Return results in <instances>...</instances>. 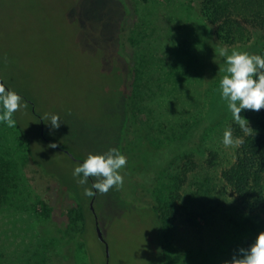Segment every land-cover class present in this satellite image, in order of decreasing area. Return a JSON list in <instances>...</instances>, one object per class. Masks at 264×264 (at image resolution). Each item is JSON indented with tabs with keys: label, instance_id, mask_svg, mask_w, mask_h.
Here are the masks:
<instances>
[{
	"label": "rangeland",
	"instance_id": "1",
	"mask_svg": "<svg viewBox=\"0 0 264 264\" xmlns=\"http://www.w3.org/2000/svg\"><path fill=\"white\" fill-rule=\"evenodd\" d=\"M199 2L0 0V76L34 103L47 140L82 160L80 157L89 153H106L116 144L127 147L135 136L137 142L132 146L147 149L155 157L142 174L159 178L155 201L169 202L173 221L170 219V229L162 234L165 260L161 263L157 223L146 212L154 197L143 187V176L129 167L130 157L124 151L127 163L119 172L126 201L119 203L107 192L100 206L102 216L111 219L106 238L113 252L112 264H224L264 231L263 216L241 210L227 188L222 196L216 193V198L202 206L201 202L191 203L198 191L196 177L203 178L201 168L212 157L211 151L217 155L212 169L218 170L231 159L235 148H226L221 142L227 127L239 125L219 96V81L226 67L220 49L227 47L229 54L233 49L259 54L264 44L263 30L243 43L223 42L214 26L201 17ZM136 19L141 25L129 38L126 34ZM137 45L142 54L137 53L134 61ZM126 56L136 75L145 71L138 83L149 85H141L134 111L146 136L137 137L135 130L126 127L122 139L119 127L108 121L112 116L108 108L113 102L110 94H118ZM50 114L59 115V129L46 125ZM244 117L250 127L256 126L251 117ZM23 123L37 148L51 150L36 133L35 117L23 118ZM16 125L0 124V144L16 142L24 154L27 144ZM186 135L199 141L194 150L172 146L181 145ZM173 156L175 164L162 169L163 157L167 161ZM160 161L164 165L157 166ZM20 164L30 183V196L26 197L27 206L13 200L19 207L17 213L0 210V244H5L0 245V264H89L71 222L66 223L71 230L55 232L70 206L69 200L58 199L56 180L45 176L30 159ZM38 198L45 202L52 198L49 219L44 220L42 210L36 213L41 219L30 215L40 209L35 205ZM46 231L54 235L51 252H47ZM92 246L100 259L97 243Z\"/></svg>",
	"mask_w": 264,
	"mask_h": 264
},
{
	"label": "trees",
	"instance_id": "2",
	"mask_svg": "<svg viewBox=\"0 0 264 264\" xmlns=\"http://www.w3.org/2000/svg\"><path fill=\"white\" fill-rule=\"evenodd\" d=\"M197 8L199 9L201 17L214 26V32L218 38L227 44L243 43L245 40L247 41L251 38L257 30L264 31V0H200ZM132 25L130 32L128 31L126 34L129 38L134 36L136 28L140 26L141 23L136 19ZM138 45L135 46L134 61L136 57H139L138 55H140L139 53L141 52V50H138L137 48ZM259 55H264V44L259 50ZM132 66V63H129L126 56V68L122 75L123 79L121 80V83L118 84V94H110L113 98V102L111 101L110 96H108V100L111 101L108 110H110L109 112L112 111V116L109 117L108 121L112 124L114 122L115 126L113 127H119L118 134L122 133L120 134L122 139L126 127L135 130V134H139L137 137L140 135L146 136L143 128L139 127L140 125L137 124L134 111L136 105L135 99L141 85L144 87L149 84L138 83V81L144 78L141 72L145 73V71L143 69L136 75ZM144 68L148 67L144 66ZM19 94L23 97L25 106L15 112L13 117L17 124L16 126H18V129L20 130L22 140L23 142H26L27 147L26 153L22 154L18 150L16 142L13 144L10 142H2L3 144H0V210L17 213L19 207L15 205L16 203L14 201H23L24 205L27 206L25 201L27 200L26 197L30 196V183L25 180L26 177L20 161L26 163L30 159L33 164L40 168L45 176H51L56 180L58 199L60 201L69 200V209L65 216L60 220L59 227L55 229V232H65L66 230H69L70 228L66 223L71 222L76 230V239L81 241L86 249L89 264H105L106 247L98 237L95 215L90 206V201L93 196L88 197L84 195L85 188H91L92 183L97 178L89 177V181L85 185L78 183V178L74 177L72 173L77 164L82 163V161L79 160L75 154L74 156L76 158H73L63 150L57 147H51L52 143L44 139L40 134L42 117L36 112H33L32 104L29 102L28 99L30 98L27 94ZM241 115L251 117L255 121L256 126L251 127L253 132L249 135H245L239 126L233 127L234 137L242 138L243 142L238 146H235L231 159L227 163L221 164V167L218 170L212 169V166L215 164L214 157L217 155H215L214 151H211L210 156L212 157L205 160L203 167L201 168L203 178L200 179L198 176L196 177L198 180L196 181L195 186L198 188V191L192 197L191 203L194 204L196 202H201L202 206L205 202H209L216 198V193L219 194V196H222L224 188H227L233 194L235 201L241 210L250 214L260 213L264 219V108L259 111L244 110ZM31 117H35L36 119L37 125L35 126H37L36 133L38 137L41 141H45L53 152L42 146L37 148L32 143L28 131L23 126V118L29 119ZM111 117H114L115 121H112ZM179 141L180 140L174 142ZM182 141L181 145H179V142L178 144L174 143L172 146L178 145V148L181 146L180 148H183V150L187 152L194 150L196 144L199 143L197 139L191 138L188 135H186ZM136 142V137L134 136L127 147H123L121 143L114 145L113 148H118L122 154L125 151L129 155V167H131L135 173L143 176V187H146L145 189L148 190L149 195L154 197V200L151 201L150 205L147 207L148 211L146 212H148L157 223L158 237L160 241L159 246L161 247L162 252L161 263H163L165 260L166 246H164L165 243L162 234L165 232V229H170L169 226L171 224V218L169 217L168 211L169 208L167 207V203L169 202L165 205L159 201H155V185H157L159 178L156 176L150 177L148 173L142 174L145 166L148 163L151 164V162H154L155 157L153 154L149 153L147 149L142 151L138 146H132L133 143ZM139 150H141L142 153ZM58 153L60 154L59 156ZM145 154H148V157ZM84 156L80 158L84 160L86 158V156ZM174 158L175 156L166 161L163 157L162 162L165 166L162 169L172 167L175 164ZM164 164L160 161L157 166ZM212 171L215 173L217 171L216 175L213 174ZM108 193L111 194L113 200H116L119 203L126 201L122 196L120 186L111 187ZM105 194L106 193L96 194L95 210L98 215L100 227L106 238L108 225H110L109 223L111 219L102 216L100 212V206L102 200H104ZM39 199L40 198L37 199L35 205H39L40 209H38L37 212L34 211L35 213L32 211L29 213L30 215L33 214L32 216L38 220L41 219V217L36 213H41L42 210V217H44V220L49 219L51 216V207H49L48 203L51 205L52 198L47 200V202ZM129 206L132 211L133 205L129 203ZM46 208L48 210H46ZM135 209L136 208H134V210ZM119 211H121V209ZM174 213L175 211L172 215ZM172 215L171 217H173ZM2 224L6 226V223L2 222ZM3 233L7 234L6 231H3ZM53 236L54 235L50 231L44 233V238L49 241L47 248L52 246L51 241ZM95 242L99 248L100 259H97V255L93 250L92 244ZM15 244H17V242ZM0 245L5 246V244ZM16 248L19 249V246L16 245ZM50 250H54V245L47 249V252H51ZM2 253H5V251L2 250ZM110 253V264H112L111 259L113 252L111 251Z\"/></svg>",
	"mask_w": 264,
	"mask_h": 264
},
{
	"label": "clouds",
	"instance_id": "3",
	"mask_svg": "<svg viewBox=\"0 0 264 264\" xmlns=\"http://www.w3.org/2000/svg\"><path fill=\"white\" fill-rule=\"evenodd\" d=\"M224 58L225 75L219 81V96L224 102L234 123L239 125L245 135L253 132L249 121L241 115L244 110L259 111L264 108V55L250 54L233 49L229 54L228 48L220 49ZM25 106L23 97L10 86L0 81V124L14 127L13 114ZM51 129H59L62 121L59 115L50 114L48 117ZM222 144L228 148L241 144L242 138L233 136L231 126L223 132ZM52 148L57 147L55 143ZM127 163V158L118 148H110L103 154L89 153L82 163L73 170V176L78 183L85 185L89 177L97 179L91 188H85L84 195L92 197L97 193H107L113 186L123 184V176L119 170ZM224 264H264V231L259 232L255 241L247 248L240 247L225 260Z\"/></svg>",
	"mask_w": 264,
	"mask_h": 264
},
{
	"label": "water",
	"instance_id": "4",
	"mask_svg": "<svg viewBox=\"0 0 264 264\" xmlns=\"http://www.w3.org/2000/svg\"><path fill=\"white\" fill-rule=\"evenodd\" d=\"M1 81H3V79L1 78ZM31 104H32V109H33V112H36L35 110V106H34V103L32 101H29ZM44 122H43V119L41 118V129H40V134L44 137V139L47 140L46 136H45V128H44ZM53 144V143H52ZM57 148L63 150L65 153H67L69 156L75 158L74 154L72 152H70L69 150L67 149H63L61 148L60 146L57 145ZM83 162V160H81ZM95 198H96V195H94L90 201V206H91V209L95 215V219H96V229H97V233H98V237L99 239L105 244L104 246L106 247V262L105 264H110V247L108 246V242L106 240V238L104 237V233H103V230L102 228L100 227V224H99V219H98V215L96 213V210H95Z\"/></svg>",
	"mask_w": 264,
	"mask_h": 264
}]
</instances>
